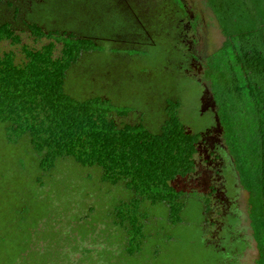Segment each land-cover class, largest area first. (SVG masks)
<instances>
[{
    "label": "trees",
    "instance_id": "16d2710c",
    "mask_svg": "<svg viewBox=\"0 0 264 264\" xmlns=\"http://www.w3.org/2000/svg\"><path fill=\"white\" fill-rule=\"evenodd\" d=\"M6 1L0 0V42L22 45L23 57L13 49L0 52V142L10 152L23 146V154L16 150V164L0 169V264L70 261L71 251L45 245L56 238L52 233V238L40 237L44 232L39 228L50 219L52 208L43 192L44 174L64 159L99 169L102 182L110 186L125 185L128 199H114L117 205L112 201L106 216L125 242L120 249L125 262H116L134 264L148 245L147 221L153 209L166 206L172 225L182 220V191L175 181L194 169L197 135L187 132L181 102L168 101L165 121L154 131L141 119L122 120L130 115V107L118 106L108 97L73 96L65 89L68 72L83 53L97 50L98 45L67 35V30L58 33L26 22L35 41L48 40L31 48L23 44L14 25L18 9L15 19L2 18ZM207 5L226 40L212 56L206 77L219 87L220 98L232 103L229 141L243 180L250 181V176L260 180L264 178L258 177L264 169V0H207ZM58 43L62 47L56 56ZM26 143L31 151L24 150ZM6 158L0 154L1 166ZM88 219L78 220L81 236L90 234L100 217L93 218L91 225ZM256 238L262 253L258 264H264V234Z\"/></svg>",
    "mask_w": 264,
    "mask_h": 264
},
{
    "label": "rangeland",
    "instance_id": "374dc122",
    "mask_svg": "<svg viewBox=\"0 0 264 264\" xmlns=\"http://www.w3.org/2000/svg\"><path fill=\"white\" fill-rule=\"evenodd\" d=\"M11 1L14 2L13 7L2 5V18L13 20L15 9H18L14 25L23 38V44L31 48H39L48 40L35 41L25 25L26 22H37L45 29L55 27L75 35L94 33L105 37L122 30L128 31L133 25V22H126L115 13L109 12L116 0ZM189 1L193 12L200 19L201 35L197 37L201 42L199 48L203 54L204 66L208 69L212 56L223 45L226 37L207 5V0ZM149 20L155 43L149 41L150 43L145 44H110L108 40L99 42L103 44L98 46L99 52L83 53L78 63L68 72L65 89L77 98L102 95L112 99L118 106L130 107V115L122 120L137 122L145 119L143 122L154 131L159 130L162 122L158 118L161 115L160 110L163 111L161 101L165 97H178L181 102V119L189 125L193 118L195 124L196 110L199 107V82L194 80V74L192 80H184V75L179 74L176 69L177 54H172L175 43L168 35L174 33L170 22L164 17L153 18V15ZM61 47L62 43H58L56 56L60 54ZM9 49H13L19 58L23 57L22 45L13 46L9 41L0 42V52ZM207 81L210 82L208 77ZM3 145L1 140L0 154L4 159L7 157V163L1 166L0 162V169L16 164L14 162L18 159L13 154L16 150L23 154V146L15 151L11 149L13 152H10L1 148ZM24 147H27L24 148L26 152L30 150L28 143ZM44 175L46 186L43 192L46 198H50L52 208L50 219L39 227L43 234L48 235L40 234V237H51L52 233L56 238L53 244L48 240L45 245L50 244L52 249L71 251L67 264H118L116 261L124 263L125 257L120 249L124 248L125 242L120 239V231L110 224L111 220L106 215L112 201L114 206L117 205L114 199H128L129 193L125 185L110 186L103 183L99 169L83 168L71 159L60 161L53 172ZM10 177L6 173L5 178L9 180ZM256 181L254 176H250V181L243 184H248L245 187L250 190V184L257 185ZM175 184L181 186L178 180ZM152 212L150 220L147 221V232L150 233L148 245H145L142 255H137L140 257L134 264H222L221 261L225 258L228 259L226 264H240L237 258L231 259V255H239L242 249L231 252V248H228L225 254L221 249L206 246V240L198 226V209L193 205L186 209V216L183 215L182 221L177 225L169 222L166 206H158ZM83 217H89L86 221L90 225L93 218L100 219L95 222V228L90 234L81 236L78 232L81 222L78 223V220ZM40 243L44 244L42 241ZM82 248L89 249V253L82 251ZM114 257L117 260H111ZM255 257L257 251L250 249L241 261L255 264Z\"/></svg>",
    "mask_w": 264,
    "mask_h": 264
},
{
    "label": "flooded vegetation",
    "instance_id": "af4514ba",
    "mask_svg": "<svg viewBox=\"0 0 264 264\" xmlns=\"http://www.w3.org/2000/svg\"><path fill=\"white\" fill-rule=\"evenodd\" d=\"M9 1L11 6L7 5ZM5 4L8 7L14 6L11 0L6 1ZM109 12L115 13L126 22H133V25L128 31L122 30L106 37L94 33L75 35L68 31L66 34L89 39L98 46L103 45L99 42L104 43L105 40H108L110 44L117 42L145 44L149 41L155 43L149 28V17L151 15L153 18L164 17L170 22L174 33H168V35L175 43L172 54H177L176 69L179 74L184 75V80H192L194 76V80L199 82L200 86L199 107L196 110L197 120L194 124L192 118L189 125L184 121L187 132L197 135L194 169L187 176L177 178L181 186L175 184L182 191L181 198L184 203L182 217L186 216V209L193 205L198 209L197 214L200 219L198 226L207 247L221 249L225 254L228 248H231V252L242 249L239 255H231V259L237 258L240 264H245L241 258L246 252L255 249L257 251L255 264H258L262 253L256 235L264 234V178L256 181L255 188L250 184L252 188L250 190L245 187L248 184H243L246 181L243 180L244 176L229 141L227 122L231 120V116L228 105L232 103L220 98L219 87L211 80L209 83L207 81V68L204 66L203 54L199 48L201 42L197 37L201 35L200 19L197 13L193 12L190 1L116 0V4L110 8ZM13 18L15 19L14 15ZM51 30L61 32L55 27ZM96 51L99 52V50H93L86 53L93 54ZM173 99L179 100L178 97H165L161 104L159 103L163 105V111L160 110L161 115L158 116L162 119L160 126L166 118L168 101ZM243 113L249 118L247 110ZM262 151L264 152V149ZM262 174L264 177V169L258 177L261 178ZM260 181L263 183L260 184ZM257 199H259L258 202ZM254 211L256 213L253 215ZM190 214L194 217L192 213ZM255 217L258 219L254 220ZM226 260L228 261L227 258L221 261L222 264H226Z\"/></svg>",
    "mask_w": 264,
    "mask_h": 264
}]
</instances>
